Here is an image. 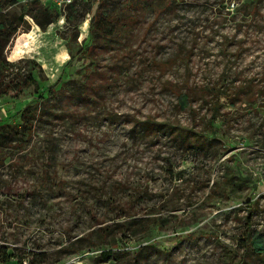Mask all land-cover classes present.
Masks as SVG:
<instances>
[{"label":"rangeland","instance_id":"1","mask_svg":"<svg viewBox=\"0 0 264 264\" xmlns=\"http://www.w3.org/2000/svg\"><path fill=\"white\" fill-rule=\"evenodd\" d=\"M98 1L73 2L84 14ZM121 1L104 0L103 10L124 23ZM129 14V28L101 37L87 36L86 18L69 44L72 23L40 31L31 22L4 50L3 73L20 84L0 95L7 264H229L231 253L233 264L242 255L264 264V251L241 241L253 209L250 237L264 246V0H176L155 20L150 8ZM27 74L37 84H25ZM174 90L188 93L191 110ZM148 116L155 129L139 124ZM131 219L150 229L112 230L115 260L96 233L95 246L83 240Z\"/></svg>","mask_w":264,"mask_h":264},{"label":"trees","instance_id":"2","mask_svg":"<svg viewBox=\"0 0 264 264\" xmlns=\"http://www.w3.org/2000/svg\"><path fill=\"white\" fill-rule=\"evenodd\" d=\"M16 0H0V95H13L16 90L19 89L20 84L17 80V73H12L8 75H4V71L7 70V65L9 64L6 61V57L4 54V50L9 45V43L13 40V38L18 34L28 33L31 30V22L37 25L40 29V31H45L47 27L57 23L60 21V19H63V23H72L74 26L75 33L68 32V44L70 40H76L77 39V32L79 33V25L80 23L85 20L86 18L89 19V29L87 36H93V33L96 32L98 34V37L104 36V35H113L115 31L118 30V28H129V25L136 20L134 18H131L130 11H137L138 9L142 8H150L154 11V18L155 20L159 14L165 10H167L169 7L173 5V3H176V0H122L121 4V10H123V18L125 22H121L120 18L116 15L112 16L103 10L105 2L104 0H99L97 3V6L92 8L89 3H86L87 11L85 13L86 16L84 18V14H79L77 12V9L75 7V3L72 2L67 5V11L68 13H61L65 12L64 9H57L48 5H43L39 1H31L27 8H20L18 11L15 7ZM156 4H161L159 7H155ZM11 7V8H10ZM62 10V11H61ZM124 13L126 16L124 17ZM74 15H77V19H75ZM131 22V23H130ZM86 36V37H87ZM85 37V38H86ZM192 52L191 49L188 50V53ZM78 53L82 54L84 53V48L81 47L78 49ZM187 53V56H188ZM182 58V54H177V56H173L167 61H154V66L157 69L163 70L168 66H171V64L175 63L178 59ZM72 59V58H71ZM70 59V61H71ZM25 84H37L36 80L32 77V75L27 74V76L24 78ZM62 82L61 76L53 83V85L50 87V90H54L60 83ZM189 90L192 91L191 88ZM176 97L179 102L180 109L186 110L189 108L191 102L189 101V95L187 92L181 93L178 90H174ZM216 106V103L213 101L212 107L214 108ZM21 115L24 116L26 113H22ZM139 124L142 126V128H149V129H155L154 126L158 125L155 123L154 119L151 116H148L145 120L139 121ZM253 214V209L249 210L247 219H246V227L245 230L242 231L241 234V241L243 242L244 248H248L249 245L253 246L254 251L257 253V255H261L262 251H264V246L261 245L259 238L251 240L250 237V225H251V217ZM150 220L149 219H141V220H126L121 223H117L115 227L117 228H110L108 226L100 227L98 231L92 232V234H88L84 237L83 240H88L89 243L93 245V241L91 239V236L93 234H97L99 238L103 239V242L107 246V251L103 252V255L108 256L109 258H117L118 253L113 252L115 247L117 246L116 239L106 240L105 238L108 237V235L112 232V230H119L123 232H126V234H130L132 236H146L148 234V231L150 229ZM123 234L120 237V240L123 242L121 246H126L127 243L130 242V239L128 238V235ZM194 234H190L188 237L192 238L194 237ZM118 240V241H120ZM102 244V243H100ZM95 246V245H93ZM63 251H72L76 250V248L73 245L66 246ZM235 255L231 253L229 258V264H233V259ZM11 259V256L8 255L6 247L2 248L0 247V264H7ZM21 259L18 261V264H21ZM243 263V255L240 257L239 263ZM35 264V263H33Z\"/></svg>","mask_w":264,"mask_h":264},{"label":"built area","instance_id":"3","mask_svg":"<svg viewBox=\"0 0 264 264\" xmlns=\"http://www.w3.org/2000/svg\"><path fill=\"white\" fill-rule=\"evenodd\" d=\"M37 1H39L43 5H48V6L60 9L61 6L63 5L67 6L68 4L72 3L74 0H37ZM23 264H28V263L24 261Z\"/></svg>","mask_w":264,"mask_h":264}]
</instances>
